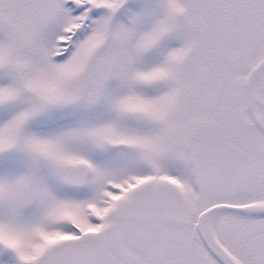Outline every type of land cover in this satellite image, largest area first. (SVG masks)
Returning a JSON list of instances; mask_svg holds the SVG:
<instances>
[{
	"label": "snow or ice",
	"instance_id": "6c2138e0",
	"mask_svg": "<svg viewBox=\"0 0 264 264\" xmlns=\"http://www.w3.org/2000/svg\"><path fill=\"white\" fill-rule=\"evenodd\" d=\"M0 264H264V0H0Z\"/></svg>",
	"mask_w": 264,
	"mask_h": 264
}]
</instances>
